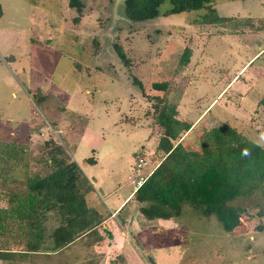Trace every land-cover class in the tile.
<instances>
[{"label": "rangeland", "instance_id": "374dc122", "mask_svg": "<svg viewBox=\"0 0 264 264\" xmlns=\"http://www.w3.org/2000/svg\"><path fill=\"white\" fill-rule=\"evenodd\" d=\"M68 1L0 0V121L29 135L26 160L32 171H47L35 160L43 141L53 139L62 147L60 157L76 162L91 180L92 195L99 196L89 204L106 216L132 189L128 177L137 157L150 160L143 174L156 165L151 155L162 127L154 120L155 96L175 103L178 117L197 125L183 140L188 148H196L200 133L218 122L264 147V111H256L264 92V54L258 56L264 50V0H215L210 10L232 18L204 25L194 22L204 10L162 15L168 0L159 5L160 14L138 22L125 16L123 0H80L75 23L78 14ZM114 44L123 49L126 64ZM185 47L191 56L181 66ZM233 77L239 79L228 85ZM162 81L168 83L165 91L152 88ZM88 157L95 163H84ZM248 216L228 235L213 215L183 205L178 225L149 231L141 242L121 236L115 250L103 220L48 252L43 248L51 247L48 235L58 224L50 211L42 248L2 253L0 264H264V215L253 209ZM2 242L0 248H24L11 237L7 245Z\"/></svg>", "mask_w": 264, "mask_h": 264}, {"label": "trees", "instance_id": "16d2710c", "mask_svg": "<svg viewBox=\"0 0 264 264\" xmlns=\"http://www.w3.org/2000/svg\"><path fill=\"white\" fill-rule=\"evenodd\" d=\"M163 1L123 0L124 14L131 21H145L160 14L158 7ZM168 1L170 6L162 15L204 10L200 20H194L199 25L226 23L232 18L210 10L215 0ZM68 5L76 9L78 15L73 21L78 23L82 2L69 0ZM114 47L126 64L123 49L117 44ZM190 56L191 49L185 47L179 64H188ZM167 87L166 81L152 83L155 90L165 91ZM154 99V120L162 133L151 155L156 165L133 194L139 213L148 220L177 218L183 205H189L203 216L213 215L228 235L251 218V210L263 216L264 147L232 125L218 122L200 133L196 148H188L183 140L197 125L178 117L175 103L160 96ZM261 110L264 92L257 100L256 111ZM4 122L0 121V198L5 200L0 206V238L2 245H7L11 237L24 248L13 251L1 247L0 256L42 248L44 221L50 211L57 216L58 224L48 235L51 247L43 248L45 251L62 248L100 225L102 214L86 200L92 184L77 163L60 157L62 147L50 138L43 141L42 154L35 160L47 171H32L26 160L29 135L16 134ZM84 162L95 160L88 157Z\"/></svg>", "mask_w": 264, "mask_h": 264}, {"label": "crops", "instance_id": "0c3cea01", "mask_svg": "<svg viewBox=\"0 0 264 264\" xmlns=\"http://www.w3.org/2000/svg\"><path fill=\"white\" fill-rule=\"evenodd\" d=\"M259 52H261V53H259L258 56H262L264 54V50L263 49H261ZM256 55H257V53H255L249 59V61L251 59H253ZM252 63L253 62H251L250 64H252ZM234 79L237 80V79H239V77H237V78L233 77L228 82V85ZM52 127H53L52 128V133L54 134L56 132L55 129L57 128V125H56L55 122L53 123ZM144 159L147 161V165H149L150 164V160H148V158H144ZM83 162H84V159H83ZM135 162H136V160H135ZM84 163H86V162H84ZM130 177H132V175H129V177H128V179L131 180ZM88 180L91 182V180L89 178H88ZM95 182H98V181L95 180ZM91 184H92V187H93V183L92 182H91ZM99 186H100V184H99ZM133 187H134V185L132 186V189L127 194H125L123 196V198L119 201L118 204L113 205V209H111V208L109 209L108 208L109 209V210H107V214L108 215L107 214H106V216L102 215L103 216V220H104V223L102 225L104 226V228L107 227V228L110 229V233H111L112 238H113V244L112 245L115 248V250H118V248L120 247V245L116 243V240L121 239V238H119L121 236L122 237H126L128 239H129V236H133L135 238H139V240L141 242V236L146 235L149 231H150L149 233H151V234H156L158 228H162V229L165 228L166 230H169V229L174 228L176 225H178V223L176 222V220H177L176 218H170V219L156 218V219H152V220H148V219L144 218L139 213L138 205H137L136 201L133 199V194H134ZM117 190H119V186H117V189H115L113 191V194ZM100 191H102V190H100ZM96 194L92 195V192L87 194L86 197H87L88 205L94 207L93 205L89 204V202L90 201L92 202L95 198H97V196H99V193H96ZM108 201L111 202L110 198H108ZM152 250H153V248L152 249L148 248L147 251L149 252V254H152L153 253ZM153 257L154 256H151V258L150 259H146V261L148 262V261L151 260L153 262V259H152Z\"/></svg>", "mask_w": 264, "mask_h": 264}, {"label": "built area", "instance_id": "2783aa9c", "mask_svg": "<svg viewBox=\"0 0 264 264\" xmlns=\"http://www.w3.org/2000/svg\"><path fill=\"white\" fill-rule=\"evenodd\" d=\"M147 166V161L144 159V157L139 156L136 159L135 165H134V175H132L131 181L134 185L133 189L134 191L141 186V184L144 182L145 178L149 173L151 172L148 171L145 174H143L144 168Z\"/></svg>", "mask_w": 264, "mask_h": 264}, {"label": "water", "instance_id": "95a60500", "mask_svg": "<svg viewBox=\"0 0 264 264\" xmlns=\"http://www.w3.org/2000/svg\"><path fill=\"white\" fill-rule=\"evenodd\" d=\"M58 250V249H57ZM53 251H55V250H53ZM48 252H52V251H48Z\"/></svg>", "mask_w": 264, "mask_h": 264}]
</instances>
